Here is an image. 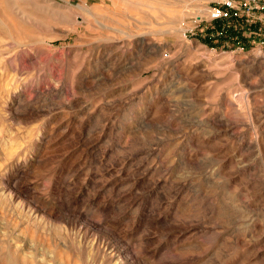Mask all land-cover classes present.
<instances>
[{
  "label": "rangeland",
  "instance_id": "rangeland-1",
  "mask_svg": "<svg viewBox=\"0 0 264 264\" xmlns=\"http://www.w3.org/2000/svg\"><path fill=\"white\" fill-rule=\"evenodd\" d=\"M221 1L0 0V264H264V47Z\"/></svg>",
  "mask_w": 264,
  "mask_h": 264
},
{
  "label": "built area",
  "instance_id": "built-area-1",
  "mask_svg": "<svg viewBox=\"0 0 264 264\" xmlns=\"http://www.w3.org/2000/svg\"><path fill=\"white\" fill-rule=\"evenodd\" d=\"M205 21L220 25L219 36L231 34L264 47V0H222L207 7Z\"/></svg>",
  "mask_w": 264,
  "mask_h": 264
}]
</instances>
